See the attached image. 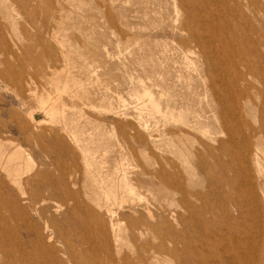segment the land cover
<instances>
[{
  "label": "rangeland",
  "instance_id": "rangeland-1",
  "mask_svg": "<svg viewBox=\"0 0 264 264\" xmlns=\"http://www.w3.org/2000/svg\"><path fill=\"white\" fill-rule=\"evenodd\" d=\"M0 44V264H264V0H0Z\"/></svg>",
  "mask_w": 264,
  "mask_h": 264
},
{
  "label": "bare ground",
  "instance_id": "bare-ground-1",
  "mask_svg": "<svg viewBox=\"0 0 264 264\" xmlns=\"http://www.w3.org/2000/svg\"><path fill=\"white\" fill-rule=\"evenodd\" d=\"M203 1H204V0H203ZM213 1H216V0H213ZM220 1H221V0H220ZM218 3H219V1H218ZM205 4H207V3H205ZM206 7L208 8V5H205V8H206ZM209 7H210V6H209ZM209 12H210V11H209ZM213 12H214V11H213ZM204 13H205V12H204ZM210 13H211V12H210ZM214 13H215V12H214ZM200 15H201V14H200ZM202 15H203V14H202ZM204 15H206V14H204ZM204 15H203V16H204ZM208 16L210 17V14H209ZM222 16H223V15H222ZM204 17H205V16H204ZM212 17H213V16H212ZM220 17H221V16H220ZM215 18H216V16H215ZM222 18H223V17H222ZM207 21H208V20H207ZM212 21H213V19H212ZM214 21H215V19H214ZM203 22H204V20H203ZM201 23H202V22H201ZM205 23H206V22H205ZM201 25H202V24H201ZM207 27H208V26H207ZM211 27H212V26H211ZM213 27H215V26H213ZM208 28H209V27H208ZM209 29H210V28H209ZM211 30H212V29H211ZM209 31H210V30H209ZM11 33H12V32H11ZM5 36H6V35H5ZM1 44H2V43H1ZM1 44H0V45H1ZM223 44H224V43H223ZM8 47H9V46H8ZM3 49H4V48H3ZM3 49H2V50H3ZM9 50H10V48L8 49V51H9ZM14 50H15V49H14ZM14 50H13V51H14ZM18 50H19V48H18ZM18 50H17V51H18ZM22 50H23V49H22ZM0 51H1V50H0ZM10 51H11V50H10ZM225 51H226V50H225ZM19 52H20V51H18V54H20ZM6 53H7V52H6ZM223 54H224V53H222V55H223ZM5 55H7V54H5ZM4 57H5V56H4ZM9 57H10V56H9ZM9 57L7 56V58H9ZM1 58H2V57H1ZM7 58H6V59H7ZM223 58H225V57L222 56V59H223ZM4 59H5V58H4ZM215 59H216V58H215ZM12 60H14V58H12ZM12 60H10V61L12 62ZM217 60H219V59H217ZM4 61H5V60H3V62H4ZM7 61H8V60H7ZM211 61H212V60H211ZM220 61H221V59H220ZM1 62H2V60H1ZM213 62H214V61H213ZM217 62H218V61H217ZM5 63H6V62H5ZM51 63H52V62H51ZM215 63H216V62H215ZM3 64H4V63H3ZM0 68H2V67H0ZM37 69H38V68H37ZM40 69H41V68H40ZM0 70H1V69H0ZM18 70H19V68H18ZM22 71H23V70H22ZM43 71H44V70H43ZM247 71H248V70H247ZM8 72H9V71H8ZM18 72H19V71H18ZM44 76H46V74H44ZM89 77H90V76H89ZM45 78H46V77H45ZM47 78H48V77H47ZM39 79H40V78H39ZM2 80H3V79H2ZM7 80H8V79H7ZM41 80H42V79H41ZM10 81H11V80H10ZM45 81H46V80H45ZM13 82H14V81H13ZM1 83H2V82H1ZM14 83L16 84V81H15ZM17 83H18V82H17ZM19 83H20V82H19ZM19 83H18V85H19ZM18 85H17V89H16V90H19V88H20V87H18ZM232 85H233V84H232ZM241 85H242V84H241ZM241 85H240V86H241ZM1 86H2V85H1ZM6 87H7V86H6ZM246 88H247V87H246ZM16 90H15V91H16ZM20 91H21V90H20ZM20 91H19V92H20ZM19 92H18V93H19ZM18 93H17V94H18ZM21 93H22V92H21ZM146 93H147V92H146ZM19 95H21V94H19ZM146 96H147V94H146ZM147 97H148V96H147ZM16 98H17V97H16ZM149 98H150V97H149ZM239 98H240V99H243L241 96H240ZM147 102H148L149 104H151V106H152L151 98H150V99L147 98ZM247 102H248V101H247ZM43 103H44V102H43ZM219 104H220V103H219ZM39 105H41V103H40ZM48 106H49V105H48ZM40 107H41V106H40ZM45 107H46V106H45ZM152 107H153V106H152ZM232 107H233V109H237V105H236L235 103L232 104ZM262 107H263V106H262ZM38 108H39V106H38ZM153 108H154V107H153ZM45 110H46V109H45ZM141 110H142V109H141ZM237 110H238V109H237ZM261 110H262V109H261ZM262 111H263V110H262ZM146 112H147V111H146ZM46 113H47V115H51V114H53L52 108H50L49 110H47ZM261 114L263 115L262 117L264 118V112H262ZM14 116H15V115H14ZM30 118H31V117H30ZM8 119H10V118H8ZM12 120H13V119H12ZM50 121H51V120H50ZM52 121H53V120H52ZM52 121H51V122H52ZM12 122H13V121H12ZM17 122H18V121H17ZM17 122H16V123H17ZM42 122H43V121H42ZM29 123H30V122H29ZM34 123H36V122H34ZM12 124H13V123H12ZM20 124H23V123H20ZM20 124H19V126H20ZM13 125H14V124H13ZM40 125H41V123H40ZM24 126H26V125H24ZM24 126H23V127H24ZM26 127H27V126H26ZM26 127H25V128H26ZM261 128H262V127H261ZM33 129H34V128H33ZM33 129H32V130H33ZM62 129H63V128H62ZM62 129H61V130H62ZM64 129H65V128H64ZM65 130H66V129H65ZM64 132H65V131H64ZM66 132H67V131H66ZM32 133H33V131H32ZM70 136H71V135H70ZM253 136H254V135H253ZM253 136H252V137H253ZM72 137H73V135H72ZM228 137H229V136H228ZM70 138H71V137H70ZM73 138H74V137H73ZM230 139H231V138H230ZM230 139H229V140H230ZM72 140H73V139H72ZM0 143H1V142H0ZM9 143H10V142H9ZM77 143H78V142H77ZM77 143H76V144H77ZM231 143H232V142H231ZM1 144H2V143H1ZM10 144H12V143H10ZM3 145H4V144H2V146H3ZM14 145H15V144H14ZM16 148H17V147H16ZM0 149H1V148H0ZM8 149H10V148H8ZM13 149H15V148H13ZM20 150H21V149H20ZM225 150H227V149H225ZM0 151H1V150H0ZM2 151H3V150H2ZM18 151H19V150H18ZM250 151H251V150H250L249 146H247L246 148H245V147L243 148V153H244V155H245L244 158H245L247 155H250ZM3 152H4V151H3ZM3 152H2V154H3ZM10 152H11V151H10ZM86 152H87V151H86ZM227 152H228V151H227ZM243 153H241V156H242ZM8 154H9V153H8ZM83 154H84V152H83ZM83 154H82V155H83ZM227 154H228V153H227ZM21 155H22V153H21ZM94 155H96V154H94ZM94 155H93V156H94ZM103 155H104V153H103ZM85 156H86V155H84V157H85ZM87 156H88V155H87ZM88 158H89V157H88ZM241 158L244 159L243 157H241ZM0 159H1V158H0ZM18 159H19V157H18ZM18 159H17V160H18ZM89 159H90V158H89ZM89 159H88V160H89ZM91 159H92V158H91ZM23 160H26V159H23ZM85 160H86V159H85ZM92 160H93V159H92ZM0 161H1V160H0ZM18 161H19V160H18ZM86 161H87V160H86ZM1 162H2V161H1ZM3 162H4V161H3ZM16 162H17V161H16ZM16 162H15V163H16ZM25 162H26V161H25ZM27 162H28V161H27ZM83 162H85V161L83 160ZM6 163H8V162H6ZM89 163H91V162H89ZM1 164H2V163H1ZM4 164H5V162H4ZM4 164H3V165H4ZM13 164H14V163H13ZM5 165H6V164H5ZM10 165H12V164H10ZM84 165H86L85 167H86V169H87V164L84 163ZM118 165H119V164H118ZM120 165H121V164H120ZM1 167H2V166H1ZM14 168H15V166H14ZM16 168H17V167H16ZM89 168H90V167H88V169H89ZM5 169H6V167H5ZM119 169H120V168H119ZM6 170H7V169H6ZM28 170H29V169H28ZM122 170H124V169H122ZM110 171H111V170H110ZM118 171H119V170H118ZM0 172H1V171H0ZM4 172H5V171H4ZM6 172H7V171H6ZM104 172H105V171H104ZM123 172H124V171H123ZM123 172H121V173H123ZM88 173H90V172H88ZM108 173H109V172H108ZM27 174H28V173H27ZM105 174H106V173H105ZM109 174H110V173H109ZM106 175H107L106 177H109L108 174H106ZM113 177H114V176H113ZM125 177H126V176H125ZM107 179H108V178H107ZM108 180H109V179H108ZM114 181H115V180H114ZM102 182L104 183V181H102ZM107 182H108V181H107ZM125 183H126V182H125ZM104 184H105V183H104ZM128 185H129V184H128ZM128 185H127V186H128ZM124 186H126V184H124ZM38 187H39V186H38ZM108 188H109V187H108ZM112 188H113V187H112ZM114 189H115V188H114ZM132 189H133V188H132ZM134 189H135V188H134ZM125 190H126V191H127V190L129 191V189L126 188V187H125ZM111 191L114 192V190H111ZM130 192H132V190H130ZM134 192H135V191H134ZM117 194H118V193H117ZM130 194H131V193H130ZM105 195H106V194H105ZM108 195H109V194H108ZM108 195H107V196H108ZM110 195H111V194H110ZM114 195H115V194H114ZM107 196H106V197H107ZM115 196H116V195H115ZM106 197H105V198H106ZM113 198H114V197H113ZM225 198H226V196H225ZM225 198H224V199H225ZM106 199H107V198H106ZM106 199H105V200H106ZM108 199H109V198H108ZM87 200H88V199H87ZM117 200H118V199H117ZM98 201H99V200H98ZM103 201H104V200H103ZM112 201H113V199H112ZM120 201H121V200H120ZM78 202H79V201H78ZM104 202H105V201H104ZM123 202H124V201H123ZM93 203H94V202H93ZM95 203H96V202H95ZM95 203H94V204H95ZM101 203H102V202H101ZM111 203H112V202L110 201V204H111ZM75 204L77 205V203H75ZM94 204H93V205H94ZM104 204H105V203H104ZM108 204H109V203H108ZM116 204H117V201H116ZM122 204H123V203H122ZM251 204H253V203H251ZM97 205H98V203H97ZM127 205H128V203H127ZM119 206H120V205H119ZM253 206H254V205H253ZM253 206H252V208H253ZM23 207H24V206H23ZM117 207H118V206H117ZM240 207H241V206H240ZM78 208H79V207H78ZM254 208H255V206H254ZM97 209H98V208H97ZM102 209H103V208H102ZM105 209H106V208H105ZM109 209H110V208H109ZM109 209H108V210H109ZM111 209H112V208H111ZM113 209H114V207H113ZM116 209H117V208H116ZM103 210H104V209H103ZM117 210H118V209H117ZM117 210H116V212H117ZM253 210H254V209H253ZM90 211H91V210H90ZM106 211H107V209H106ZM68 212H69V211H68ZM87 212H88V211H87ZM90 213H91V212H90ZM100 213H101V211H100ZM149 213H150V212H149ZM31 214H32V213H31ZM67 214H69V213H67ZM105 214H106V213H105ZM110 214L112 215V213H110ZM73 215H74V213H73ZM76 215H77V214H76ZM76 215H75V216H76ZM98 215H99V214H98ZM100 215H101V214H100ZM106 215H107V214H106ZM145 215H146V214H145ZM91 216H92V215H91ZM95 217H96V216H95ZM2 218H3V217H2ZM75 218H76V217H75ZM98 218H99V217H98ZM102 218H103V217H102ZM26 219H27V218H26ZM81 219H82V218H81ZM96 219H97V218H96ZM96 219H95V220H96ZM151 219H152V218H151ZM3 220H4V219H3ZM256 220H258V219L256 218ZM25 221H26V220H25ZM42 221H43V220H42ZM84 221H86V220H84ZM218 222H219V221H218ZM24 223H25V222H24ZM24 223H23V224H24ZM109 223H110V221H109ZM114 223H115V222H114ZM114 223H113V224H114ZM238 223H239V222H238ZM82 224H84V223H82ZM87 224H88V223H87ZM96 224H97V223H96ZM259 224H260V223H259ZM80 225H81V224H80ZM238 225H239V224H238ZM241 225H242V224H241ZM23 226H24V225H23ZM33 226H34V225H33ZM84 226H86V225H84ZM105 226H106V225H105ZM117 226H118V225H117ZM211 226L213 227V225H211ZM235 226H236V225H235ZM27 227H28V226H27ZM29 227H30V226H29ZM29 227H28V228H29ZM86 227H87V226H86ZM110 227H111V226H110ZM114 227H116V226H114ZM145 227H146V226H145ZM214 227H215V226H214ZM236 227H237V226H236ZM239 227H240V225H239ZM244 227H245V226H244ZM31 228H32V227H31ZM33 228H34V227H33ZM35 228H36V227H35ZM80 228H81V227H80ZM88 228H89V227H88ZM116 228H117V227H116ZM216 228H217V227H216ZM216 228H214V230H215ZM219 228H220V227H219ZM44 229H45V228H44ZM99 229H101V228H99ZM210 229L212 230V228H210ZM36 231H37V230H36ZM89 231H90V230H89ZM100 231H101V230H100ZM100 231H99V232H100ZM156 231H157V230H156ZM208 231H209V230H208ZM215 231L217 232L218 229H216ZM240 231H242V230H240ZM246 231H247V230H246ZM254 231H255V230H254ZM33 232H35V231L33 230ZM99 232H98V233H99ZM171 232H172V230H171ZM212 232H213V231H212ZM219 232H220V231H219ZM235 232H236V231H235ZM35 233H36V232H35ZM201 233H202V232H201ZM207 233H208V232H207ZM245 233H246V232H245ZM245 233H244V234H245ZM253 233H254V232H253ZM255 233H256V232H255ZM262 233H263V232H262ZM164 234H166V233H163V235H164ZM239 234H240V233H239ZM244 234H243V235H244ZM256 234H258V233H256ZM34 235H35V234H34ZM154 235H155V233H154ZM202 235H203V234H202ZM225 235H226V234H225ZM228 235H230V234H228ZM235 235H236V234H235ZM237 235H238V234H237ZM243 235H242V236H243ZM253 235H254V234H253ZM259 235H260V234H259ZM259 235H258V236H259ZM10 236H11V235H10ZM60 236H61V235H60ZM63 236H64V235H63ZM76 236H77V235H76ZM156 236H157V235H156ZM199 236H200V235H199ZM222 236H224V235H222ZM226 236H227V235H226ZM248 236H249V235H248ZM255 236H256V238H257V235H255ZM162 237H164V236H162ZM211 237H212V236H211ZM230 237H231V235H230ZM250 237H251V236H250ZM259 237H260V236H259ZM10 238H11L12 240L14 239V238H12V236H11ZM16 238H17V237H16ZM37 238H38V237H37ZM62 238H63V237H62ZM135 238H136V237H135ZM137 238H138V237H137ZM199 238H200V237H199ZM205 238H206V237H205ZM244 238H247V237H244ZM145 239H146V238H145ZM163 239H164V238H163ZM165 239H166V237H165ZM200 239H201V238H200ZM202 239H204V238H202ZM208 239H209V238H208ZM213 239H214V237H213ZM213 239H212V240H213ZM231 239H235V237H234V238L231 237ZM248 239H249V238H248ZM257 239H259V238H257ZM44 240H45V239H44ZM44 240H43V241H44ZM74 240H75V239H74ZM86 240H87V238H86ZM205 240H206V239H205ZM229 240H230V239H229ZM236 240H237V238H236ZM236 240H235V241H236ZM252 240H253V238L251 239V241H252ZM30 241H31V240H30ZM49 241H50V240H49ZM108 241H109V240H108ZM149 241H150V240H149ZM149 241H147V242H149ZM201 241H202V240H201ZM215 241H216V240H215ZM223 241H224V240H223ZM225 241H226V239H225ZM238 241H240V240H238ZM243 241H244V240H243ZM245 241H246V240H245ZM254 241H255V240H254ZM256 241H257V243H258V240H256ZM263 241H264V240H263ZM81 242H83V241H81ZM102 242H103V241H102ZM102 242H101V243H102ZM158 242H159V241H158ZM166 242H167V241H166ZM203 242H204V241H203ZM228 242H229V241H228ZM236 242H237V241H236ZM240 242H242V241H240ZM240 242H238L239 244L237 243L238 246H235V245L233 246V245L231 244V245H232L231 248L228 249L229 253L232 255V258H233L234 264H238L239 262H240V264H241L242 260H246V258H247V257H246L247 254H245V252H244L245 249H247V247H246V245H247L246 242H247V241H246V242H243V243H241V244H240ZM249 242H250V241H249ZM260 242H261V241H260ZM145 243H146V242H145ZM162 243H163V242H162ZM224 243H225V242H224ZM252 243H253V242H252ZM15 244H16V242H15ZM28 244H29V243H28ZM30 244H31V243H30ZM35 244H36V243H35ZM81 244H82V243H81ZM165 244H166V243H165ZM207 244H208V243H207ZM250 244H251V243H250ZM255 244H256V243H255ZM109 245H110V244H109ZM137 245H138V244H137ZM223 245H224V244H223ZM223 245H222V246H223ZM262 245H263V244H262ZM18 246H19V245H18ZM30 246L32 247V245H30ZM36 246H37V245H36ZM143 246H144V245H143ZM197 246H198V245H197ZM209 246H210V245H208V247H209ZM211 246H212V245H211ZM213 246H214V245H213ZM224 246H225V245H224ZM240 246H241V247H240ZM250 246H251V245H250ZM38 247H39V246H38ZM153 247H154V246H153ZM156 247H158V246H156ZM186 247H187V246H186ZM191 247H192V246H191ZM193 247H194V246H193ZM195 247H196V246H195ZM195 247H194L193 249H195ZM204 247H205V244H204ZM220 247H221V246H220ZM238 247H239V248L241 249V251H242L240 254H238L237 251H236ZM253 247H255V246H253ZM68 248H70V247H68ZM209 248H210V247H209ZM209 248H207V249H209ZM211 248H212V247H211ZM213 248H214V247H213ZM223 248H224V247H223ZM255 248H256V247H255ZM255 248H254V249H255ZM257 248H258V246H257ZM40 249H41V248H40ZM46 249H47V248H46ZM72 249H73V248H72ZM136 249H137V248H136ZM161 249H162L163 251H165V247H164V245H162V244H161ZM191 249H192V248H191ZM207 249H206V250H207ZM262 249H263V248H262ZM31 250H32V249H31ZM37 250H39V249H37ZM73 250H74V249H73ZM197 250H198V248H197ZM209 250H210V252L212 251V249H209ZM213 250H214V249H213ZM218 250H219V249H218ZM218 250H217V251H218ZM226 250H227V249H226ZM226 250H225V252H228V251H226ZM249 250H253V249L251 248V249H249ZM39 251H40V250H39ZM148 251H149V250H148ZM195 251H196V249H195ZM195 251H194V252H195ZM221 251H223V250L221 249ZM247 251H248V250H247ZM41 252H42V251H41ZM71 252H74V251H71ZM71 252H70V253H71ZM136 252H137V251H136ZM157 252H158V250H157ZM157 252H156V253H157ZM202 252H204V251H202ZM210 252H209V253H210ZM213 252H214V251H213ZM223 252H224V251H223ZM250 252H251V251H250ZM250 252H249V253H250ZM263 252H264V250H263ZM38 253H39V252H38ZM74 253H75V252H74ZM110 253H111V250H110ZM209 253H208V254H209ZM211 253H212V252H211ZM217 253H218V252H217ZM236 253H237V254H236ZM249 253H248V254H249ZM256 253H257V251H256ZM260 253H261V252H260ZM41 254H42V253H41ZM71 254H72V253H71ZM75 254H76V253H75ZM143 254H144V253H143ZM163 254H164V253H163ZM193 254H194V253H193ZM197 254H198V253H197ZM202 254H203V253H202ZM250 254H251V253H250ZM109 255H110V254H109ZM200 255H201V254H200ZM212 255H213V254H212ZM214 255H216V254H214ZM217 255H218V254H217ZM221 255H222V254H221ZM225 255H226V254H225ZM225 255H224V256H225ZM231 255H230V256H231ZM261 255H262V254H261ZM25 256H26V255H25ZM27 256H28V255H27ZM31 256H32V255H31ZM31 256H30V258H31ZM37 256H38V255H37ZM77 256H78V254H77ZM203 256H204V255H202V257H203ZM209 256H210V255H209ZM224 256H223V257H224ZM230 256H229V258H230ZM262 256H263V255H262ZM28 257H29V256H28ZM32 257H35V256L33 255ZM71 257H72V256H71ZM116 257H117V256H116ZM139 257H140V256H139ZM193 257H194V256H193ZM200 257H201V256L198 255V258H200ZM204 257H205V256H204ZM207 257H208V255H207L205 258H207ZM213 257H214V256H213ZM223 257H222V258H223ZM227 257H228V256H227ZM227 257H224V258L226 259ZM250 257H251V256H250ZM5 258H6V257H5ZM127 258H128V257H127ZM198 258H197V259H198ZM208 258H210V257H208ZM219 258H220V257H219ZM255 258H256V256H255ZM263 258H264V257H263ZM35 259H37V257H36ZM70 259H71V258H70ZM192 259H193V258H192ZM211 259H212V257H211ZM252 259H253V258H252ZM33 260H34V259H33ZM33 260H32V261H33ZM38 260H39V258H38ZM150 260H151V259H150ZM193 260H195V259H193ZM193 260H192V262H196V261L198 262V260H195V261H193ZM199 260H200V259H199ZM203 260H204V259H203ZM212 260H213V259H212ZM221 260H222V259H221ZM230 260H232V259H230ZM259 260L261 261V259H259ZM259 260H258V261H259ZM6 261H7V260H6ZM29 261H30V260H29ZM54 261H55V260H54ZM70 261H71V260H70ZM77 261H78V260H77ZM201 261H202V260H201ZM207 261H208V259H207ZM209 261H211V260H209ZM217 261H218V260H217ZM250 261H251V260H250ZM250 261H248V262L251 263ZM8 262H9V261H8ZM72 262H74V261H72ZM118 262H119V261H118ZM218 262H219V261H218ZM246 262H247V260H246ZM248 262H247V263H248ZM256 262H257V261H256ZM9 263H10V262H9ZM38 263H39V262H38ZM112 263H113V262H112ZM158 263H159V262H158ZM172 263H173V262H172ZM221 263H222V262H221ZM223 263L225 264V262H223ZM227 263H228V262H227ZM227 263H226V264H227ZM229 263H230V262H229ZM242 263H243V262H242ZM33 264H34V262H33ZM74 264H75V263H74ZM122 264H123V263H122ZM182 264H183V263H182ZM200 264H211V263H209V262H208V263H207V262H201ZM219 264H220V263H219ZM257 264H258V263H257Z\"/></svg>",
  "mask_w": 264,
  "mask_h": 264
}]
</instances>
